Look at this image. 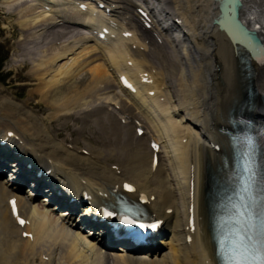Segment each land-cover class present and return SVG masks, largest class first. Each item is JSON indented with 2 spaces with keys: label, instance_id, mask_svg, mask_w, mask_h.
Segmentation results:
<instances>
[{
  "label": "bare ground",
  "instance_id": "bare-ground-1",
  "mask_svg": "<svg viewBox=\"0 0 264 264\" xmlns=\"http://www.w3.org/2000/svg\"><path fill=\"white\" fill-rule=\"evenodd\" d=\"M2 1L6 9L12 10L14 14L23 19L17 22L18 28L23 33H27L29 42L44 36L43 38L48 37V39L42 44L45 43L47 48H49V44L55 47L53 52L51 51L46 56L41 55V57L43 56L41 59L36 60L35 58L39 64H36L35 68L33 67L34 65L32 66L34 68L32 70L33 73L42 72L40 76L43 78H40V80L44 82L45 86L50 87L51 93L49 92V95L51 100L55 95L59 96L57 92L62 89L64 83L75 82L77 79H80L78 81L88 79V82L83 85V87L86 86V94L89 95V99L94 101L93 104L97 103L98 106L94 105V107L103 109L107 105L106 115H103L104 112L102 110H92L86 104L88 109L80 108L79 112L73 113H75V116L81 115L80 119L83 124L81 126H85L84 129L89 131H93L91 128H86L90 122L95 123V128L100 121L103 127L99 126L102 127L103 135L109 143L105 148L103 147L104 152H100V149H92L90 145L78 147L75 142L72 143L71 149L67 145L57 142L55 137L50 135L42 127L41 123L29 112L25 111L20 104L18 108L24 115L29 117V121L23 123L22 127L14 126L10 120L0 116V134L5 136L7 132L15 131L24 137L30 147H33L38 152H33L36 153L37 162L35 163L37 165L41 166L40 164L50 161L55 172L57 171V173L65 177H70L69 180L72 182L69 183L70 185L74 184L76 188L82 187L86 189L87 193L93 198L92 204L98 203L101 200L100 198L105 199V196L113 199L114 195L123 194L121 186L124 183H132L136 187L135 194L123 195L130 196L134 201H137L142 195H145L148 199L155 197L158 201L157 208L159 212L171 209L173 203L176 202L177 205L174 210H177L171 214L173 217L175 216L174 226H171L173 217L168 222L171 228L175 229V238L170 239L168 243L162 242L160 251L151 255L125 254L120 257V255L112 253L108 254V257H103L100 249H96L93 244H89L79 234L73 233L70 226L60 224L55 216L49 215L45 211L36 210L28 214L30 222L29 225L25 226V231L31 233L32 238L22 239L20 230L12 225L7 210L3 208L4 203L11 195V191L0 184V264H19L18 262L21 259L22 261L27 260V256L33 260L34 255L30 250L35 245L45 248V242L53 245V248H49L47 251L49 257L47 263L52 262L54 256H51V254L58 251L62 254V259L67 260L69 264H213L212 259L208 256L211 250L205 247L206 240L199 235V222H196V233L191 238L189 245H187L188 247L185 246L184 239L188 235L187 226L191 214V204L193 205L194 219L198 217L197 199L200 201V194L205 191L206 172L208 173V171L220 167L223 172L225 171L223 169V162L225 161L221 160L220 153H213L208 149V141L213 143L221 142L224 146L222 152H229V149L226 148L225 140L217 133V130L228 120L227 115L232 104L238 103L243 97L241 75L236 83V88L232 77L234 58L238 55L235 49L236 46H233V39L225 31H219L217 27L212 25L213 19L218 14L215 0H165L168 9L179 20L181 19L185 29L184 36L188 38L193 48L188 51L182 49L181 53L178 54L171 49L167 41L169 46L167 44L164 46L166 51L161 53L155 52V49L150 51L155 58L157 66L149 59V47L143 42L146 39L150 40V38L144 34H142L141 38L135 34L136 50L133 48L134 44L127 47L121 45L123 49L119 50L115 47L91 46L88 41L84 42V46L79 47V42L85 37L74 22L62 14L67 7L52 9L47 12L35 2L33 3L32 0ZM114 3L118 4L119 9L125 11V14L129 16L130 11L127 10V7L131 3L128 0H115ZM46 4L51 5L49 2ZM151 9L153 10V8ZM71 11V9L66 10V12ZM64 17L68 18V22H62ZM239 18L242 25H246L258 33V37L263 42L261 47L264 49V0H242ZM79 24L83 28L86 26L90 28L94 27L96 22L87 18H79ZM97 25H100L99 21H97ZM229 28L234 37H241L236 28L231 26ZM36 29L40 31L38 37L37 35L34 37ZM55 29H57V32L52 31ZM64 32L67 33L64 34ZM48 33L49 35L45 36ZM50 36L53 38L52 40L49 39ZM66 36H68V40L62 42L61 40ZM86 43L87 45H85ZM78 50L80 51L77 52ZM27 52V57L24 59L25 63H27L26 60H31L29 53L31 51L27 49ZM31 54L32 58L36 57L35 53ZM73 54L75 56L69 59L68 56ZM157 56H160V58ZM63 60L66 61L58 64ZM127 64L131 66H127ZM250 65L252 68L253 88L257 92V96L262 98L264 97L263 53L260 54V58L257 61L251 60ZM183 67H186V70H183ZM111 68L121 74L126 73L128 77H133L131 71H134L136 76L147 73L152 78L153 82L151 85H145L146 83L144 85L148 87L147 90H154L157 99L165 98L168 105L163 102L158 105L152 102V104H147V106L153 105L152 107H157L162 113V117L169 118V120H165L167 122L166 125H163L160 121L157 122L156 119L154 123L148 121L137 108L132 107L128 101L129 99L124 96V93L118 87ZM165 69L168 72L166 75L164 73ZM32 71L30 70L29 74ZM166 83H168L167 88L165 86ZM142 87L145 89L143 85ZM170 88L174 91L173 96L169 95L171 94L169 92ZM234 88L237 97L234 95ZM66 98L67 96L64 99ZM84 99L86 100V98ZM5 100L9 104H15L8 98ZM98 101L102 102L98 103ZM87 102L89 103V101ZM58 103L59 106L60 102ZM144 103L145 99L143 100ZM2 104L8 106L0 100V106ZM166 105L167 107H165ZM116 106L121 108L119 112L113 110ZM60 108H55L54 111L60 112ZM258 108H262V106L258 104ZM152 110L149 107V111L152 112ZM55 112L52 113V116L55 115ZM69 113L64 112L63 115L57 113L54 120L72 114ZM118 113L136 117L142 126L144 125L145 127H142L144 135H146V131L151 130L158 143L162 144L164 140L161 135L168 139L170 137L169 134L172 133L168 140L172 141L170 143L174 163L170 161V157H161L156 172L151 175L152 154L150 150L142 141L143 138L138 141L140 143L133 145L134 128H132L131 124L125 127L116 126L117 124L114 122ZM89 116L93 119L88 118ZM107 126L110 127L106 128ZM106 130H112V134L109 136V133L105 132ZM79 131L81 132L82 129ZM82 136L80 135V138ZM147 137H150V135ZM147 140L148 138L145 141ZM183 140H185L184 143ZM123 141L126 144L124 148H121L120 145ZM22 142L24 143L23 139ZM110 146L112 150H109ZM161 148L164 149L167 146L163 144ZM81 149H85L89 157L84 156L86 155L84 153L79 154ZM115 154H118V159L112 165H116L122 170L121 175H116L113 170L112 172L110 171L112 165L108 167V157H114ZM92 156H94L93 160ZM105 171L111 172L114 177L109 180L104 174ZM174 171L177 183L180 181L178 176L183 181L182 192L181 189L177 190L178 188L171 187L175 176L173 174ZM191 180L194 183L192 200L190 196ZM51 182L57 181L52 180ZM67 188L70 189L69 186ZM21 204L25 207L30 205L23 198L20 200ZM152 204L150 208H156ZM88 211L89 209L86 207L84 214L88 213ZM156 213L158 212L156 211ZM204 213L205 205L202 202L200 206V223L204 227L201 230L208 233ZM166 246H169L168 251L165 250ZM56 257L59 256L57 255ZM208 259H210V262Z\"/></svg>",
  "mask_w": 264,
  "mask_h": 264
},
{
  "label": "rangeland",
  "instance_id": "rangeland-1",
  "mask_svg": "<svg viewBox=\"0 0 264 264\" xmlns=\"http://www.w3.org/2000/svg\"><path fill=\"white\" fill-rule=\"evenodd\" d=\"M2 2L3 1L0 0V58L3 57L5 59V61L3 62L2 67L0 66V100H1V102L6 103L8 106H5V104H2V106H0V109H1L0 110V116H2L3 118L5 117L6 119L10 120L14 124V126H21L22 127L23 123H27L29 121V117L27 115H24L20 111V108H18V107L21 105L22 108L25 111L29 112L34 118H36L41 123L42 127H44V129H46L50 133V135L55 137L57 142H59L60 144L66 145V144H70L72 142H75L77 144L76 146H78V147H81L82 145H84V146L90 145V147L92 149H94V148L100 149L101 150L100 152H104V148H105V146L108 145L109 142L107 141L106 137L103 135V131H102L103 125L101 124V122L99 121L98 124L101 125L102 127L97 125V127H95V128H94V126H96V125H94L95 123L90 122L86 126V128H89V129L91 128L93 131H89L87 129H84L85 126H81V125H83L82 121L80 119L81 115L79 114L80 116L79 115L75 116V113H73V112H79L80 108L88 109V107L86 105H88L89 108L92 110L98 111L100 109L99 107H94V105L98 106L97 103L93 104L94 101L89 99V95L86 94V91H85L86 86L83 87L85 82H88V79H84L82 81H78L80 79H77L78 82L75 81V82H70V83L69 82L64 83L62 89L57 92V94H59V96L55 95V97L51 100V96L49 95L51 93L50 87L47 85L45 86L44 82L40 80V78H43L40 76V74L42 72L38 71V72L33 73L32 70L37 66L36 64H39L36 60L41 59L44 55L46 56L51 51L53 52L54 51L53 48L55 49V47H53L52 44H51L52 46H50V44H49L48 45L49 48H47L45 43L42 44L43 42L46 41V39H48V37L43 38L44 36H41L39 38H35L31 42H29L28 41L29 38H27V35H26L27 33L26 34L23 33L20 30V28H18L17 22L20 20H23V19L20 16H18L17 14H14L12 10L6 9ZM155 4H156V2H155ZM56 30L57 29L52 30V31L57 32ZM34 32H35L34 37H36V35L38 37V35L40 33L39 29L38 30L36 29V31H34ZM44 33H47V32H44ZM49 33L46 34L45 36L49 35ZM65 33H67V32H64V34ZM81 34H82V32H81ZM49 39L52 40L53 38L50 36ZM66 40H68V36H66L61 41L64 42ZM82 41L79 42V45H80L79 47L84 46L83 44H84V42H87V39L85 38ZM51 43H52V41H51ZM85 45H87V43ZM187 45L188 44L185 42L186 47H187ZM27 49H29L31 51V52H29L30 56H31L30 57L31 60L28 59V60H26L27 63H25L24 59H26V57H27L26 54H28V52L26 53ZM177 50H179V49H177ZM32 51H34V52H32ZM79 51L80 50H78L77 52H79ZM31 53H35L36 57L34 56V58H32ZM41 55H43V56L41 57ZM70 56H68L69 59L73 58V56H75V54L70 55ZM234 56H235V50H234ZM35 58H36V60H35ZM65 61L63 60L62 62H60L58 64H62ZM232 68H233L232 77H233V81H234V87L236 88V82L234 80L235 79L234 63H233ZM30 70L32 71V73H30L31 75L29 74ZM164 73H165V75L168 73L166 71V69H165ZM43 84H44V86H43ZM45 87H47V88H45ZM68 88H70L69 91H67ZM235 88H234V95L236 96ZM170 92H171L170 95L172 96L174 91H170ZM76 94H77V96H76ZM66 96H67V98L64 99ZM7 98L10 99L15 104H9V102L5 100ZM74 98H76V99H74ZM84 98H86V100ZM49 99H50V101H49ZM83 100H85V101H83ZM87 101H89V103ZM58 102H60L59 106H58V104H59ZM72 102H74V103H72ZM100 102H102V101H98V103H100ZM90 104H92V105H90ZM55 108H60L61 111L55 112L54 111ZM106 108H107V105H105L103 107V109H100L104 112L103 115H106L105 114ZM228 109H229V107H228ZM70 110H72V111H70ZM53 112H55L54 116H52ZM64 112H70L72 114L70 116L62 117V118H59L58 120H54V119H56L55 117L57 116V113L60 115H63ZM51 116H52V120H51ZM91 116H89L88 118H92ZM89 121H91V120L89 119ZM79 122H81V123H79ZM112 122H114V121H112ZM1 123H3V122H1ZM114 123L117 124L116 126H119L118 121H115ZM109 127L110 126H107L106 128H109ZM113 127H114V125H113ZM81 129H82V131L80 132L79 130H81ZM115 129H116V127H115ZM105 132H108L109 136H110V134H112V130H108V131L106 130ZM80 135L81 136L83 135L82 138H80ZM109 136H107V137L109 138ZM161 136H162V138H164L163 135H161ZM98 137H99V140H98ZM123 142H125V141H123ZM120 146H121V148H124L123 143H121ZM109 150H112L111 146L109 147ZM164 154H165V152H164ZM162 156H165V158H168L166 156V154L162 155ZM107 161H108V166H110L111 164H114L116 162V160L113 159L112 157H108ZM105 173H108V172L105 171ZM172 185H173V187L175 186L174 179H173ZM173 221L175 223L176 220H173ZM44 244H45V248H44L45 250H46V248H47V250L49 248L50 249L53 248L52 244H49L47 242H45ZM179 244H181V243H179ZM56 252H55V254H54L55 256L53 258L54 264H58V262H59V264H60V262H61V264H69V262L66 263L67 260L62 259L61 253H59L58 251H56ZM56 254L59 257H56L57 256ZM27 259H28V263L30 261L29 264H40V260L38 259V255H36L33 260L30 259L29 256ZM21 261H22V259H21ZM21 261L18 263L21 264Z\"/></svg>",
  "mask_w": 264,
  "mask_h": 264
},
{
  "label": "snow or ice",
  "instance_id": "snow-or-ice-1",
  "mask_svg": "<svg viewBox=\"0 0 264 264\" xmlns=\"http://www.w3.org/2000/svg\"><path fill=\"white\" fill-rule=\"evenodd\" d=\"M125 187H128L125 185ZM247 191V189H245ZM15 212V208L13 209ZM241 216L247 214L249 220L247 239L252 241L251 228H252V213L249 211L247 205H242V211L239 212ZM259 241L258 244H254L251 247L245 245L244 251L242 254L233 255L227 264H264V213H261L259 217ZM20 223H24L23 220H20Z\"/></svg>",
  "mask_w": 264,
  "mask_h": 264
},
{
  "label": "water",
  "instance_id": "water-1",
  "mask_svg": "<svg viewBox=\"0 0 264 264\" xmlns=\"http://www.w3.org/2000/svg\"><path fill=\"white\" fill-rule=\"evenodd\" d=\"M218 2H219V15L217 19L213 21V24L217 25L220 29H224L229 34V31L224 26V22L227 20L228 17L232 16L234 26L237 28L238 33H240L241 35L248 36L250 39H252L255 45L261 47V41L256 36V34L252 32H248L247 29L243 27L242 24L237 19V8L241 6L240 1L239 0H218ZM228 4H230V6L232 7L231 12H228V7H229ZM252 53L254 55L256 54L254 51H252ZM247 68L250 71L249 64H247ZM252 93L255 96L257 95L256 91L253 88H252Z\"/></svg>",
  "mask_w": 264,
  "mask_h": 264
},
{
  "label": "trees",
  "instance_id": "trees-1",
  "mask_svg": "<svg viewBox=\"0 0 264 264\" xmlns=\"http://www.w3.org/2000/svg\"><path fill=\"white\" fill-rule=\"evenodd\" d=\"M2 59H3V58H0V65H1V63H2Z\"/></svg>",
  "mask_w": 264,
  "mask_h": 264
}]
</instances>
